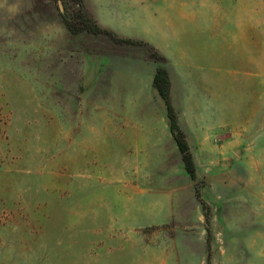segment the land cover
I'll list each match as a JSON object with an SVG mask.
<instances>
[{"label": "rangeland", "instance_id": "obj_1", "mask_svg": "<svg viewBox=\"0 0 264 264\" xmlns=\"http://www.w3.org/2000/svg\"><path fill=\"white\" fill-rule=\"evenodd\" d=\"M96 1L0 0V264H264V0Z\"/></svg>", "mask_w": 264, "mask_h": 264}, {"label": "trees", "instance_id": "obj_2", "mask_svg": "<svg viewBox=\"0 0 264 264\" xmlns=\"http://www.w3.org/2000/svg\"><path fill=\"white\" fill-rule=\"evenodd\" d=\"M67 18V17H66ZM89 19L88 15H85L80 21L83 22V27L86 25V20ZM85 22V23H84ZM67 24L68 27L70 29H73L74 24L72 22H70V20L67 18ZM97 30L106 34H113L114 32L106 27H103L101 25L97 26ZM156 56L160 59H162V56L158 54V52L156 51ZM160 73L161 70L158 69L153 77V85L159 90V92L162 95H166L167 92V86L161 81L160 79ZM167 107H168V113H167V117L169 119V127H170V131L172 134V138L177 146V148L179 149V151L182 154V161L184 163L185 169L186 171H188L191 175H194V163L192 160V155L189 151V147L187 142L184 139V136L182 134V132L180 130L176 129V122H175V116L173 115V110L171 105L169 104V102L167 103Z\"/></svg>", "mask_w": 264, "mask_h": 264}, {"label": "crops", "instance_id": "obj_3", "mask_svg": "<svg viewBox=\"0 0 264 264\" xmlns=\"http://www.w3.org/2000/svg\"><path fill=\"white\" fill-rule=\"evenodd\" d=\"M103 4L109 6V10L114 13V17L111 14L108 16L103 15L104 9L101 8ZM126 6L127 0H97L91 4L90 10L100 25L115 31L119 35L127 37Z\"/></svg>", "mask_w": 264, "mask_h": 264}]
</instances>
